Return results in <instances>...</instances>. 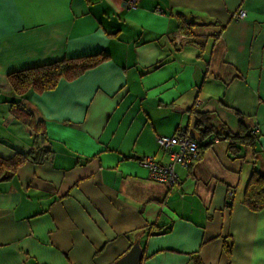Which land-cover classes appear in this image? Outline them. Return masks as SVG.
Here are the masks:
<instances>
[{"label":"crops","instance_id":"obj_1","mask_svg":"<svg viewBox=\"0 0 264 264\" xmlns=\"http://www.w3.org/2000/svg\"><path fill=\"white\" fill-rule=\"evenodd\" d=\"M124 1L0 0V158L52 152L0 182V264H114L136 241L142 264H264V210L242 203L264 172V0ZM102 52L53 90L19 97L9 83ZM190 109L232 134L243 122L256 148L233 159L214 142L176 165L170 190L137 160L168 162L159 136L195 137Z\"/></svg>","mask_w":264,"mask_h":264},{"label":"trees","instance_id":"obj_2","mask_svg":"<svg viewBox=\"0 0 264 264\" xmlns=\"http://www.w3.org/2000/svg\"><path fill=\"white\" fill-rule=\"evenodd\" d=\"M108 57L106 53L102 52L89 57L64 59L10 74L8 79L12 90L19 97L24 96L29 91L42 93L55 89L62 80L74 81L80 78L89 70L107 61ZM15 105L13 104L12 109L15 108ZM189 113L192 114L194 119L193 130L196 134L194 138L199 144L196 161L201 160L205 151L217 141L228 143L227 151L233 159L239 158L244 147L253 150L256 148L258 136L254 129L245 126L243 122H240L238 134H232L224 124H215L209 113L197 112L191 109ZM186 132L189 133V130L186 129ZM39 135L44 136L45 134L36 132V137ZM254 153L252 156L253 164L255 163L254 160H256ZM51 154L52 152L49 148L42 145L39 146V143H37V146L28 152L16 153L10 159L0 158V182L10 180L26 162L41 164L47 161ZM242 203L255 213L264 210V172L253 169V173L246 185ZM230 205L231 203L228 202L227 206ZM148 228L153 229L152 227ZM142 263L143 260L140 264Z\"/></svg>","mask_w":264,"mask_h":264},{"label":"built area","instance_id":"obj_3","mask_svg":"<svg viewBox=\"0 0 264 264\" xmlns=\"http://www.w3.org/2000/svg\"><path fill=\"white\" fill-rule=\"evenodd\" d=\"M138 0H125L122 6L126 10H133L137 7ZM245 11H239L237 19H244ZM159 146L168 151L169 160L161 164L151 157H144L137 160L138 164L145 168L151 180L166 185L170 190L180 184L175 171L176 165L189 168L196 159L198 142L185 130L178 131L174 136H159L156 138ZM233 196V193H230Z\"/></svg>","mask_w":264,"mask_h":264},{"label":"water","instance_id":"obj_4","mask_svg":"<svg viewBox=\"0 0 264 264\" xmlns=\"http://www.w3.org/2000/svg\"><path fill=\"white\" fill-rule=\"evenodd\" d=\"M143 258V249L139 241H136L131 249L114 264H139Z\"/></svg>","mask_w":264,"mask_h":264},{"label":"rangeland","instance_id":"obj_5","mask_svg":"<svg viewBox=\"0 0 264 264\" xmlns=\"http://www.w3.org/2000/svg\"><path fill=\"white\" fill-rule=\"evenodd\" d=\"M210 31H208V33H209ZM215 32V30L213 31V33Z\"/></svg>","mask_w":264,"mask_h":264}]
</instances>
